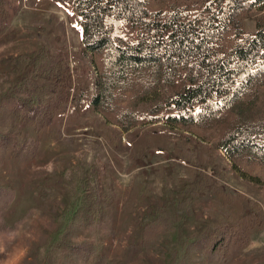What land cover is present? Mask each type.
I'll return each instance as SVG.
<instances>
[{
    "label": "trees",
    "instance_id": "16d2710c",
    "mask_svg": "<svg viewBox=\"0 0 264 264\" xmlns=\"http://www.w3.org/2000/svg\"><path fill=\"white\" fill-rule=\"evenodd\" d=\"M6 2L0 0V34L9 26L13 12ZM42 2L46 8L65 4L75 13L81 49L73 55L78 66L72 72L66 67V57L52 72H42L36 52H20L9 58L17 72L13 87L41 80L50 85L56 77L62 80L65 73L60 70L67 71L73 74V81L69 85L60 81L69 97L67 114L105 110L115 114L122 131H130L136 122L217 127L218 146L227 155L250 152L264 159V0H39ZM249 20L255 22V31L249 29ZM125 84L131 90L130 103L109 108L105 100L114 86L123 88ZM19 99L14 92L1 96L0 107ZM30 104H39L38 97ZM47 112L44 108L37 119L29 110L25 115L27 119L33 115L44 126L55 117L53 112L45 117ZM94 120L93 135L109 142L122 140L119 128ZM175 137L169 129L150 127L134 129L128 141L137 163H144L152 158L154 148H166ZM209 167L220 172L213 158L207 157L199 165H190L192 176L181 182L176 193L172 189L169 194L147 197L145 217L137 228L142 242H131L130 259L163 235H171L186 250L177 264H186L188 251L202 252L205 264H227L250 246L254 234L264 229V208L227 184L216 187L214 177L206 173ZM89 183L87 178L77 181L62 213L67 224L76 222ZM208 193L220 208L214 216L201 217L195 204ZM194 221L200 224L191 231L188 225ZM57 229L51 231L53 238ZM34 264H49L47 255Z\"/></svg>",
    "mask_w": 264,
    "mask_h": 264
},
{
    "label": "rangeland",
    "instance_id": "374dc122",
    "mask_svg": "<svg viewBox=\"0 0 264 264\" xmlns=\"http://www.w3.org/2000/svg\"><path fill=\"white\" fill-rule=\"evenodd\" d=\"M6 3L13 12L9 26L0 34V97L14 92L20 99L0 107V264H34L44 255L49 264H177L186 250L171 235L161 236L133 259L128 251L131 242H142L137 228L145 217L147 197L169 194L172 189L176 193L181 182L191 178L190 165H199L207 157L219 167V173L206 169L216 187L227 184L264 208V159L250 152L227 155L218 146L217 127L136 122L130 131H122L115 114L105 110L67 114L69 97L62 88L73 81V74L62 70V80L56 77L50 85L41 80L13 87L17 72L9 58L20 52H36L40 70L47 73L67 57L66 67L73 72L78 66L73 53L81 49L80 30L75 13L65 4L46 8L39 0ZM248 26L255 31L254 21L249 20ZM127 86H114L105 100L109 108L130 103ZM35 96L39 99L36 106L30 104ZM44 108L48 110L45 117L51 112L55 117L43 126L45 122L36 119ZM26 110L36 119L33 115L27 119ZM94 118L119 128L122 140L109 142L93 135ZM150 127L169 129L177 137L169 139L166 148H154L151 159L137 163L128 137L134 129ZM82 178L90 182L86 203L76 222L67 224L62 213ZM165 187L169 191L164 192ZM195 208L201 217H209L217 214L220 204L208 193ZM199 224L194 221L188 226L192 231ZM56 227L60 232L56 230L53 238L51 231ZM187 253L186 264H205L202 252ZM227 264H264V229Z\"/></svg>",
    "mask_w": 264,
    "mask_h": 264
}]
</instances>
